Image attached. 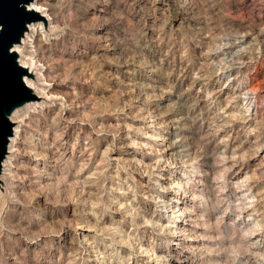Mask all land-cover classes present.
<instances>
[{
    "label": "rangeland",
    "instance_id": "374dc122",
    "mask_svg": "<svg viewBox=\"0 0 264 264\" xmlns=\"http://www.w3.org/2000/svg\"><path fill=\"white\" fill-rule=\"evenodd\" d=\"M62 1V35L28 47L54 95L16 108L0 264H264V0ZM234 32L242 65L225 82L213 52ZM238 86L254 87L249 111Z\"/></svg>",
    "mask_w": 264,
    "mask_h": 264
},
{
    "label": "bare ground",
    "instance_id": "6f19581e",
    "mask_svg": "<svg viewBox=\"0 0 264 264\" xmlns=\"http://www.w3.org/2000/svg\"><path fill=\"white\" fill-rule=\"evenodd\" d=\"M51 1H54V0H33L32 2H30V4L27 5V9L30 10L31 12L35 13L37 16H38V19L31 22L30 24H28L27 26V30L26 32L24 33V36L22 37L21 41L18 43V44H15L12 48V51L16 54V57H17V62L19 63V65L22 67V68H25L27 70V74H25L23 76V81L25 83V85L37 96V99L38 98H41L42 96H51V95H54L52 90L48 87L49 85L47 84L48 83V77L50 75V73L52 74V68H50L48 65V67L44 66V64L41 62V60L37 57L36 55V51L32 52V51H29V50H32V49H29L28 47L31 46L30 48H32V45L36 42L37 44L41 41V37H44L45 40H47L48 36H60L62 35V28H60V25L58 23V20H57V16H56V13H55V9L52 8L51 6ZM55 2H58V3H61L63 2L62 0H55ZM53 3V2H52ZM60 7V6H59ZM59 9V8H58ZM58 9H56L58 11ZM72 12V11H71ZM70 12V13H71ZM69 13V14H70ZM62 14V13H61ZM70 16V15H69ZM60 17V16H59ZM62 23V22H61ZM65 28V27H64ZM62 30V31H61ZM48 31V32H47ZM200 31V30H199ZM106 33V32H105ZM60 34V35H59ZM68 34V33H67ZM242 34V33H241ZM100 35V34H99ZM103 35V34H102ZM245 35V34H244ZM222 36V35H221ZM243 36V34H242ZM240 36V32H234L232 34H227L223 40V42L221 41V43L218 45L216 43V45H218L217 47H215V51L213 52V56L215 57H220V59H228L224 62L223 66L220 67V71L219 72V75L223 76V75H226V80L225 82H227L228 80L231 79H235L236 78V73L238 72V67H235L236 65L237 66H240L242 64H240V41H242L241 39H243V37ZM39 37V39L37 38ZM62 38V36L60 37ZM66 38V37H65ZM104 38V37H103ZM102 38V39H103ZM50 39V38H49ZM55 39V38H53ZM98 39V38H97ZM62 40V39H61ZM212 40V39H211ZM218 40V39H217ZM221 40V39H220ZM52 41V40H51ZM55 41V40H54ZM42 42V41H41ZM48 42V41H47ZM62 42V41H61ZM109 42V41H108ZM214 42V41H213ZM212 42V43H213ZM220 42V41H219ZM218 42V43H219ZM54 43V42H53ZM40 44V43H39ZM99 44V43H98ZM214 44V43H213ZM244 44V43H243ZM104 45V44H103ZM212 45V44H211ZM214 45V46H216ZM40 46V45H39ZM47 46V45H46ZM51 47V46H50ZM108 47V45H107ZM242 48V47H241ZM251 48V47H250ZM46 49V48H45ZM103 49V48H102ZM214 49V48H213ZM247 49V48H246ZM42 50V49H41ZM44 50V49H43ZM48 50V49H47ZM108 50V48H107ZM40 51V50H39ZM246 51V50H245ZM42 52V51H41ZM51 52V50H50ZM49 52V53H50ZM211 52V51H210ZM43 53V52H42ZM57 53V52H56ZM110 53V52H109ZM79 54V53H78ZM40 55V54H39ZM43 55V54H42ZM62 55V54H61ZM60 55V56H61ZM50 56V55H49ZM59 56V57H60ZM222 56V57H221ZM44 57V56H43ZM58 57V56H57ZM70 57V56H68ZM80 57V56H78ZM46 58V57H45ZM61 58V57H60ZM71 58V57H70ZM73 58V57H72ZM214 58V57H213ZM52 59V58H51ZM81 59V58H79ZM72 60V59H71ZM71 60H66V61H70L72 62ZM75 61L72 62L73 64H76L77 61L78 62H81V60L79 61L78 59H74ZM217 60V58H216ZM43 61V60H42ZM65 61V62H66ZM219 61V60H218ZM222 61V60H221ZM220 61L219 64H221L222 62ZM45 62V61H43ZM53 62V60H52ZM56 62V61H55ZM58 62V61H57ZM62 62V61H61ZM84 62V61H82ZM86 63V62H84ZM214 63V62H213ZM217 63V62H216ZM54 64V63H53ZM58 64V63H57ZM63 64V63H62ZM50 65V64H49ZM61 65V64H60ZM69 65V64H68ZM67 65V66H68ZM72 65V64H71ZM70 65V66H71ZM78 65V64H77ZM82 65V63H81ZM53 66V65H51ZM62 66V65H61ZM89 66V65H88ZM216 66V65H215ZM55 67V65H54ZM82 67V66H80ZM59 68V67H58ZM57 68V69H58ZM63 68V67H62ZM72 68V66H71ZM84 68V67H83ZM88 68V67H87ZM92 68V67H91ZM67 70V67L65 68ZM65 69H62L63 71ZM86 69V68H85ZM84 69V71H85ZM70 70V69H68ZM58 71V70H56ZM54 72V71H53ZM59 72V71H58ZM65 72V71H64ZM62 72V74L64 73ZM83 72V71H81ZM67 73V72H66ZM69 73V72H68ZM239 73V72H238ZM59 74V73H57ZM60 74H61V71H60ZM76 74V72H75ZM83 73H81L80 75H82ZM54 75V74H53ZM68 75V74H67ZM71 75V74H70ZM79 75V74H78ZM98 75V73H97ZM199 75V74H197ZM238 75V74H237ZM64 76V81H66L67 83V79H65V76L66 75H62ZM69 76V75H68ZM74 76V74L72 75ZM218 76V74H217ZM216 76V77H217ZM77 77V76H76ZM79 77V76H78ZM59 78V77H58ZM61 78V77H60ZM67 78V76H66ZM218 78V77H217ZM62 80V79H61ZM72 80V79H71ZM77 80V78H76ZM80 80V79H79ZM196 80H200V77L199 76H196ZM239 80V79H237ZM52 81V80H51ZM55 81V80H54ZM57 81V80H56ZM59 83V80L57 81ZM61 82V81H60ZM63 82V81H62ZM244 82V81H243ZM72 83V82H70ZM201 83V82H200ZM54 84V83H53ZM205 84V83H204ZM51 85V84H50ZM66 85V84H65ZM74 85V83H73ZM240 85V84H239ZM243 85V84H242ZM67 86V85H66ZM76 86V85H75ZM69 87V86H68ZM245 87L243 88H240L238 86V89H237V93L238 95H240L242 97V99L244 100L242 103L243 106H241L242 108H244L245 111H249V109L251 108V106L254 104L253 102H258V100L256 99L257 96H254V87H250L251 89H244ZM248 88V87H247ZM234 92V91H233ZM81 92L79 90H77L76 87H71V90L70 91H66V94L64 95V98L66 99L67 103L68 102H73V99H77L79 100L80 98L78 97V94H80ZM74 96H73V95ZM82 94V93H81ZM234 94V93H233ZM231 95V94H230ZM59 96V95H58ZM57 97V96H56ZM229 97V96H228ZM52 98H54V96H52ZM64 98H61L63 100H65ZM37 99H34L32 100V102L30 103L29 102V105L27 106L28 108L27 109H32L33 111L37 108H41L42 105L44 104L43 101H38ZM58 99V97H57ZM241 99V100H242ZM231 100V98H230ZM53 101V100H52ZM65 101V102H66ZM81 101V100H80ZM85 101V100H84ZM227 101V100H226ZM260 101V100H259ZM61 102V101H60ZM82 102V101H81ZM70 103V104H71ZM75 103V102H74ZM73 103V105H74ZM77 103V102H76ZM260 103V102H259ZM62 105V104H61ZM72 105V104H71ZM82 105V104H80ZM68 106V105H67ZM66 106V108H67ZM258 105H256L257 107ZM83 107V106H82ZM43 108V107H42ZM28 111V110H27ZM63 112V111H62ZM243 113V112H242ZM248 113V112H247ZM250 115V114H249ZM68 116V115H67ZM65 118V117H64ZM68 118V117H67ZM178 118V117H177ZM72 121V118L70 119ZM178 120V119H177ZM10 121L13 125V129H12V135L9 137V140H8V145H7V153H6V156L4 158V160L2 161V173H1V180L5 181L7 180V178H11L10 175H11V172H12V168L11 167H16L17 166V163H16V158L18 156V153L20 151V144H19V141L22 137V134H23V128H22V123H24V119H23V116L22 114H20L17 109H14L13 112L11 113V116H10ZM176 126V125H175ZM177 127V126H176ZM160 131V130H159ZM149 133V132H148ZM148 133H146L147 135H149ZM192 133V132H191ZM153 134V133H152ZM156 134V133H155ZM190 134V133H189ZM151 135V134H150ZM206 135V134H205ZM209 135V134H208ZM207 135V136H208ZM213 135V134H212ZM159 136V135H158ZM164 136V135H163ZM184 136V135H182ZM149 137V136H148ZM165 137V136H164ZM162 138L161 136V140L164 141L165 138ZM212 137V136H211ZM210 137V138H211ZM152 138V136H151ZM159 138V137H158ZM186 138V137H184ZM157 139V138H156ZM181 140V139H180ZM183 141V140H182ZM173 142V141H172ZM169 143V142H168ZM164 144V143H163ZM170 144V143H169ZM174 144V143H173ZM180 144V143H179ZM22 146V144H21ZM260 146V145H259ZM257 148V150L261 149V147ZM163 147V146H162ZM161 147V148H162ZM180 145H176V146H173L171 147V144L166 146L165 148L168 150H171V149H176V148H179ZM182 147V146H181ZM23 148V147H22ZM164 149V148H163ZM162 149V150H163ZM183 149V148H182ZM226 149V148H224ZM25 150V149H24ZM23 150V152H24ZM173 152V151H172ZM177 152V151H176ZM226 152V151H225ZM182 153V152H181ZM23 154V153H22ZM183 154V153H182ZM188 154V153H187ZM186 154V155H187ZM178 155V153H177ZM189 155V154H188ZM188 157V156H187ZM21 158V157H20ZM116 158V157H115ZM36 159V158H35ZM241 160V159H240ZM117 161V159H116ZM119 161V160H118ZM45 162V161H44ZM36 163V162H35ZM34 163V164H35ZM41 163V162H40ZM43 164V163H42ZM37 165V164H36ZM45 165V164H44ZM43 165V166H44ZM35 166V165H34ZM18 167H21V164H18ZM33 167V166H32ZM43 168V167H42ZM35 169V168H34ZM96 169V168H95ZM45 171V170H44ZM169 171V170H168ZM13 175V174H12ZM164 179V178H163ZM167 179V178H166ZM182 179V178H181ZM189 179V178H188ZM238 181V180H237ZM8 182V181H7ZM238 183V182H236ZM172 184V183H171ZM170 184V185H171ZM182 184V180H178L177 182H175V185L178 187ZM184 184V183H183ZM169 185V186H170ZM166 186V185H165ZM171 187V186H170ZM182 187V186H181ZM185 187V186H184ZM179 188V187H178ZM163 189H167L166 187H163ZM194 190V189H193ZM185 191V190H184ZM196 192L192 191L190 193V195L192 197H195ZM197 197V196H196ZM251 198V196H250ZM194 199V198H193ZM192 199V200H193ZM174 201V200H173ZM167 202V201H166ZM167 204V203H166ZM169 204V203H168ZM250 204V203H249ZM251 205V204H250ZM167 206V205H166ZM173 206V205H172ZM177 205L173 206L172 208V211L173 213L175 212H178L177 214L178 215H175V217L177 218L176 221H183L185 217L189 216L190 214L188 215H185L183 217V219H181V215L186 212V207L182 206L181 208H176ZM179 206V205H178ZM252 206V205H251ZM168 207V206H167ZM171 207V206H170ZM248 207V206H247ZM250 207V206H249ZM248 209V208H247ZM175 210V211H173ZM189 210V209H188ZM255 210V209H253ZM257 211V210H256ZM193 212V211H192ZM255 212V211H254ZM172 214V213H171ZM196 215V214H195ZM169 217V216H168ZM172 217H173V214H172ZM171 217V219H172ZM197 218V217H195ZM187 219V218H185ZM190 219V218H189ZM200 219H202V217H200ZM195 220V219H194ZM151 222V220H149ZM174 221V220H173ZM149 223V222H148ZM155 223V222H154ZM175 223V222H174ZM185 223V222H184ZM257 223V222H256ZM162 228H165L164 226L166 225H163V223L160 224ZM170 225V224H169ZM255 226L258 227V224H255ZM254 226V227H255ZM252 227V230L253 228ZM87 229V228H86ZM89 229V228H88ZM90 229H92L90 227ZM167 229V228H166ZM165 229V230H166ZM169 229H173L172 231H177V232H180L181 236H185V233H186V230L189 232V229H186V227H181V225H177L176 227L172 225V228H169ZM249 230L251 228H248ZM251 230V231H252ZM169 231V230H168ZM191 231V230H190ZM248 232L249 234L252 235V233L254 232ZM192 232V231H191ZM258 232V231H257ZM94 233V231H93ZM259 233V232H258ZM190 234V233H188ZM192 235V233L190 234V236ZM83 237H85L86 235L83 234L82 235ZM189 236V235H187ZM186 236V237H187ZM260 236V235H259ZM189 238V237H188ZM187 238V239H188ZM191 238V237H190ZM86 239V237L84 238ZM186 239V238H185ZM258 243V242H257ZM191 245V244H190ZM256 246V245H255ZM254 246V247H255ZM192 247V245H191ZM263 248V247H262ZM146 252V251H145ZM153 252V251H152ZM263 252V251H262ZM253 254V253H252ZM255 254V253H254ZM253 254V256H254ZM259 255V253H257ZM256 254V255H257ZM261 254V253H260ZM155 256V255H154ZM261 256V255H260ZM263 257V256H262ZM154 258V257H153ZM160 259H162L161 257V254H157L156 255V259H154L155 261H159ZM213 262V261H212ZM159 263V262H158Z\"/></svg>",
    "mask_w": 264,
    "mask_h": 264
},
{
    "label": "water",
    "instance_id": "95a60500",
    "mask_svg": "<svg viewBox=\"0 0 264 264\" xmlns=\"http://www.w3.org/2000/svg\"><path fill=\"white\" fill-rule=\"evenodd\" d=\"M33 0H0V171L7 153L13 125L10 114L37 96L25 85L27 70L17 62L12 51L27 30L28 24L38 16L27 9Z\"/></svg>",
    "mask_w": 264,
    "mask_h": 264
}]
</instances>
